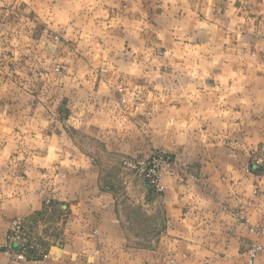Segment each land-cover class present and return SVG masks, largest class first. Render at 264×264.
Listing matches in <instances>:
<instances>
[{
    "label": "crops",
    "instance_id": "0c3cea01",
    "mask_svg": "<svg viewBox=\"0 0 264 264\" xmlns=\"http://www.w3.org/2000/svg\"><path fill=\"white\" fill-rule=\"evenodd\" d=\"M261 146L264 0H0V264H264Z\"/></svg>",
    "mask_w": 264,
    "mask_h": 264
},
{
    "label": "built area",
    "instance_id": "2783aa9c",
    "mask_svg": "<svg viewBox=\"0 0 264 264\" xmlns=\"http://www.w3.org/2000/svg\"><path fill=\"white\" fill-rule=\"evenodd\" d=\"M124 101V100H123ZM169 163L166 154L163 151L155 150L149 158L144 160H136L126 163L132 170L137 172L147 183L159 188V181L162 176L164 167ZM26 228L24 219L15 217L10 221L7 241L4 244L5 251L12 257L22 260L26 259L29 252L34 249L33 241L26 239ZM261 245L257 244L250 248V263H252ZM45 256V255H44Z\"/></svg>",
    "mask_w": 264,
    "mask_h": 264
},
{
    "label": "rangeland",
    "instance_id": "374dc122",
    "mask_svg": "<svg viewBox=\"0 0 264 264\" xmlns=\"http://www.w3.org/2000/svg\"><path fill=\"white\" fill-rule=\"evenodd\" d=\"M121 102L125 103V99H121ZM136 160H139V159L127 158V159H125L123 161V164H124V166L126 168H129L131 171L135 172L126 163L133 162V161H136ZM248 167H249L248 168L249 171H252V170H255V171H257V170H264V146H261L259 148H255V149L252 150V160H251V163L249 164ZM135 173L137 174V172H135ZM140 178L142 180H144L141 176H140ZM39 224H41V222H36L34 224V229H33L31 227V224L27 225L25 223V219H24V225H25V228H26V236L25 237H26V239L28 241H30V242L33 241V243H34L33 244L34 249H32L29 252V254H27L28 256L26 257V259H22V260H27V259L36 260L39 257H43L45 255L42 252H40V249L42 247L41 240H42V238L44 239V236H41L42 233L40 231H39L40 233H37V231L35 229V228H37V226ZM11 258L12 259H15V260H19V259H16V258L12 257V256H11ZM19 261H21V260H19Z\"/></svg>",
    "mask_w": 264,
    "mask_h": 264
}]
</instances>
